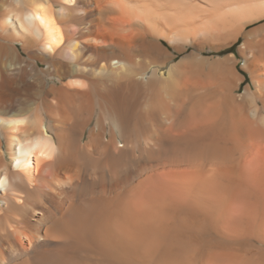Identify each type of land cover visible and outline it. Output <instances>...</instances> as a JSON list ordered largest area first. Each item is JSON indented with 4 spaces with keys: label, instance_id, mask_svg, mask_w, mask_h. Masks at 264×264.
I'll return each mask as SVG.
<instances>
[{
    "label": "bare ground",
    "instance_id": "1",
    "mask_svg": "<svg viewBox=\"0 0 264 264\" xmlns=\"http://www.w3.org/2000/svg\"><path fill=\"white\" fill-rule=\"evenodd\" d=\"M0 264H264V0H0Z\"/></svg>",
    "mask_w": 264,
    "mask_h": 264
},
{
    "label": "snow or ice",
    "instance_id": "2",
    "mask_svg": "<svg viewBox=\"0 0 264 264\" xmlns=\"http://www.w3.org/2000/svg\"><path fill=\"white\" fill-rule=\"evenodd\" d=\"M40 156L43 157L44 159H51V155L48 151L42 150L40 151Z\"/></svg>",
    "mask_w": 264,
    "mask_h": 264
},
{
    "label": "clouds",
    "instance_id": "3",
    "mask_svg": "<svg viewBox=\"0 0 264 264\" xmlns=\"http://www.w3.org/2000/svg\"><path fill=\"white\" fill-rule=\"evenodd\" d=\"M239 212H240V210L237 209V210H235V211L233 212V215H239Z\"/></svg>",
    "mask_w": 264,
    "mask_h": 264
},
{
    "label": "rangeland",
    "instance_id": "4",
    "mask_svg": "<svg viewBox=\"0 0 264 264\" xmlns=\"http://www.w3.org/2000/svg\"><path fill=\"white\" fill-rule=\"evenodd\" d=\"M235 49H236V46L233 47V50H235Z\"/></svg>",
    "mask_w": 264,
    "mask_h": 264
}]
</instances>
